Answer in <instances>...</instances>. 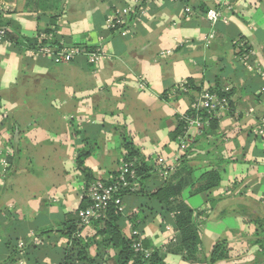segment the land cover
<instances>
[{
  "label": "crops",
  "instance_id": "1",
  "mask_svg": "<svg viewBox=\"0 0 264 264\" xmlns=\"http://www.w3.org/2000/svg\"><path fill=\"white\" fill-rule=\"evenodd\" d=\"M125 7H137L141 15L128 18L126 35L109 32L108 18ZM211 9L221 15L213 27L205 16ZM43 13L57 16L49 33L57 43L97 47L105 57L97 66L84 58L55 65L28 51L17 54L7 39L0 43V263L7 258L2 241L20 238L42 248L40 264H57L68 242L57 231L68 215L78 217L84 193L78 154L88 153L84 165L94 180L108 181L126 154L125 138L151 169L145 191L186 183L178 201L191 209L200 243L194 258L177 251L175 213L157 214L134 230L130 217L157 204L133 195L123 201L125 236L137 231L166 264H207L222 241L231 258L215 264L258 253V225L264 231V78L238 62L235 42H243L264 68V0H0V21H10L9 29L28 39L44 36L47 22L37 20ZM216 82L231 95L211 114L215 127L186 126L173 140L180 118ZM183 83L197 90L181 92ZM158 159L174 171L162 176ZM211 171L218 183L203 193L201 176ZM80 234L93 236L92 224ZM27 259L18 262L33 264Z\"/></svg>",
  "mask_w": 264,
  "mask_h": 264
},
{
  "label": "trees",
  "instance_id": "2",
  "mask_svg": "<svg viewBox=\"0 0 264 264\" xmlns=\"http://www.w3.org/2000/svg\"><path fill=\"white\" fill-rule=\"evenodd\" d=\"M134 13L131 16H135L137 7H134ZM206 13V10H204ZM62 15V14H61ZM128 18L126 21H128ZM57 16L50 13H43L38 15L37 20H42L47 22L46 29L43 30L46 39H28L19 35V33H14L9 29L11 23L10 21H0V28H6V39L13 44V49L17 54L23 55L24 51H29L34 49L37 45H47L52 40V43H57L56 37L49 34L52 27H55ZM127 22L120 28L119 33L123 31V28ZM42 32V31H41ZM114 33V32H113ZM123 36V35H122ZM37 37V38H38ZM51 38V39H50ZM50 39V40H49ZM88 51H92L95 48H87ZM97 48V47H96ZM248 50L249 48L245 46ZM250 50V49H249ZM192 88L193 85L188 84L187 89ZM209 93L215 94L219 100H226L230 97L231 92H222V89L218 82L211 87L206 89ZM187 118H201L207 121V126L210 128L215 127V121L207 110H194L187 111L185 113ZM186 128V123L180 118L178 121V127L172 133V139L183 136ZM123 146L126 150V154L120 162L119 171L113 176L112 179L108 181H96L94 180L92 172L84 165V159L87 156V152H81L78 154L76 159V167L79 174L83 177L84 193L81 198V203L79 210L86 209L90 205L89 192L90 188L95 183H101L105 186L117 185L119 187L118 196L124 201L125 195H133L136 197H143L151 200L153 203L157 204L154 207L150 204L143 205L144 207L139 211V213L133 214L131 218L134 230H140L147 222L151 221L157 214L162 217L169 215L170 213H175V219L173 222V228L177 232L176 237V247L177 251L185 252L188 257L194 258L197 253V249L200 243L197 226L194 223L192 217V211L189 209L184 202L178 201V197L185 182L180 181L175 186L172 183L165 182L162 187L155 190L143 189L145 182L149 179L151 169L147 167L143 158L141 157L138 150L125 138L123 140ZM183 162V161H182ZM127 166V173H123L121 168ZM184 174L188 177L190 176V169H183ZM182 171V170H181ZM178 170L173 173L176 176ZM133 174V177H132ZM192 176V175H191ZM185 177V176H183ZM200 190L203 193H208L210 188H213L218 183V175L216 172L211 171L203 174ZM171 180V179H169ZM204 185L206 188H204ZM138 187L140 189H138ZM135 188L138 191H135ZM171 198H177V201H171ZM157 208V209H156ZM78 213V212H77ZM125 222L124 213H120L115 207L111 206L108 208L102 217L95 219L91 222L94 229V234L90 238H82L80 231L85 227L80 223V219L76 214L68 215L66 218L65 226L57 232L65 237L68 242L63 247L61 255L57 258V264H166L164 261V255L155 247H153L148 241L141 240V247L149 252V256L145 255L140 251H135L133 247L132 236H125L123 233V225ZM262 225H258L257 240L254 244L258 246V254L264 259V231L261 229ZM2 245L5 250V255L7 256L5 261L0 264H17L19 259H27L28 262L33 260V264H40L41 261L38 260L36 256L42 249L38 246L26 245L25 241L20 238H11L4 242ZM22 242V251L17 249V244ZM94 248V253H90V249ZM168 250V249H167ZM112 251L113 253H108ZM35 256H31L34 255ZM31 256V257H30ZM33 258V259H32ZM230 251L228 245L225 241L217 242L212 247V250L206 260L207 264H215L222 260L230 259Z\"/></svg>",
  "mask_w": 264,
  "mask_h": 264
},
{
  "label": "built area",
  "instance_id": "3",
  "mask_svg": "<svg viewBox=\"0 0 264 264\" xmlns=\"http://www.w3.org/2000/svg\"><path fill=\"white\" fill-rule=\"evenodd\" d=\"M181 1V0H175ZM138 2V1H137ZM135 9L134 7H125L115 11L107 21V29L109 32L119 31L120 28L126 23V19L128 16L133 14ZM190 8L185 7V12L190 13ZM140 13V14H139ZM143 13V12H142ZM141 15V9H137L135 16L138 17ZM206 19L213 27L220 19L221 15L218 11L211 9L206 14ZM6 28H0V43L6 41ZM122 35H126V31L121 32ZM41 40L46 39L45 36L41 35ZM214 38V30L212 29L209 35L206 37V41L210 42L211 39ZM235 46L237 47V60L238 62L247 68L249 71L254 70L257 75L261 78H264V68L260 66L255 60L252 58V51L247 50L245 48V44L241 41L235 42ZM31 56H39L44 59H49L55 65L59 64H68L72 63L77 59L84 58L86 62L90 65H99L105 57V53L100 48H95L92 51H88L85 47L79 45H65L62 43H52L50 42L47 45H37L34 49L28 51ZM139 89L143 90L145 88V83H138ZM179 90L181 92L187 91V86L185 83L179 85ZM264 90V89H263ZM227 91V90H226ZM225 103V100H219L215 94L209 93L208 91H203L201 94V98L196 104L197 108L195 109H205L209 113H215L218 111L222 104ZM194 109V110H195ZM185 121L186 126H196L202 127L204 124H207L206 120L201 118H187L185 116L182 117ZM264 129H261V133ZM186 143L183 141L180 144V151H183L186 147ZM3 163L4 160H3ZM158 165H161L165 168L160 174L162 176H167L170 172H173L175 166L167 165L163 159H158ZM167 165L168 167H165ZM123 173H127V166H123L121 168ZM133 177V174H132ZM119 187L115 184L105 186L101 183H95L91 186L89 192V200L90 205L83 210L78 211V218L80 219V223L83 226H88L95 219H99L103 216L104 212L110 208L111 206L115 207L116 210L120 213L125 212V205L122 199L118 196ZM167 230L169 227L166 228ZM131 236L133 238V247L135 251L142 252L145 257L149 256V252L144 250L141 247V237L137 231H132ZM24 245L22 242L17 244V249L22 251ZM18 264H24L23 261L18 262Z\"/></svg>",
  "mask_w": 264,
  "mask_h": 264
},
{
  "label": "rangeland",
  "instance_id": "4",
  "mask_svg": "<svg viewBox=\"0 0 264 264\" xmlns=\"http://www.w3.org/2000/svg\"><path fill=\"white\" fill-rule=\"evenodd\" d=\"M264 262V259H262V256L258 253L250 254L249 256H246L239 262H235L233 264H261Z\"/></svg>",
  "mask_w": 264,
  "mask_h": 264
},
{
  "label": "water",
  "instance_id": "5",
  "mask_svg": "<svg viewBox=\"0 0 264 264\" xmlns=\"http://www.w3.org/2000/svg\"><path fill=\"white\" fill-rule=\"evenodd\" d=\"M261 264H264V262H263V263H261Z\"/></svg>",
  "mask_w": 264,
  "mask_h": 264
}]
</instances>
